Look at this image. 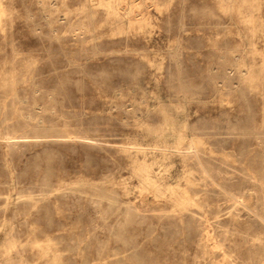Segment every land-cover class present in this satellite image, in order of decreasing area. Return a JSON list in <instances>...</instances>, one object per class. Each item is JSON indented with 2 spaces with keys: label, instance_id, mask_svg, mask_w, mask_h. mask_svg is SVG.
<instances>
[{
  "label": "rangeland",
  "instance_id": "rangeland-1",
  "mask_svg": "<svg viewBox=\"0 0 264 264\" xmlns=\"http://www.w3.org/2000/svg\"><path fill=\"white\" fill-rule=\"evenodd\" d=\"M0 264H264V0H0Z\"/></svg>",
  "mask_w": 264,
  "mask_h": 264
}]
</instances>
